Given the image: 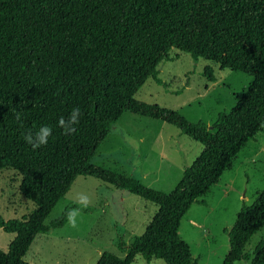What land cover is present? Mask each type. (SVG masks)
Wrapping results in <instances>:
<instances>
[{"label":"trees","instance_id":"obj_1","mask_svg":"<svg viewBox=\"0 0 264 264\" xmlns=\"http://www.w3.org/2000/svg\"><path fill=\"white\" fill-rule=\"evenodd\" d=\"M173 49L252 78L210 129L134 99L148 78L163 84L158 65L171 60ZM202 75L215 81L209 67ZM76 107L82 113L76 133L64 135L58 119ZM125 111L172 125L201 145L170 193L92 162ZM263 123L264 0H0V170L19 173V191L34 205L20 218L0 215V230L14 234L7 250L0 249V264H30L23 257L34 237L67 223L74 205L48 225L44 220L78 176L125 190L157 209L142 234L127 244L117 240L124 257L104 251L95 264H132L138 256L145 264H198L178 235L180 221L192 203L206 204L200 197ZM44 125L52 135L33 150L23 134ZM262 223L264 190L223 229L229 252L221 264H264V233L246 250Z\"/></svg>","mask_w":264,"mask_h":264},{"label":"rangeland","instance_id":"obj_2","mask_svg":"<svg viewBox=\"0 0 264 264\" xmlns=\"http://www.w3.org/2000/svg\"><path fill=\"white\" fill-rule=\"evenodd\" d=\"M170 61L158 65L157 84L148 78L134 94L137 101L156 104L178 112L189 122L201 121L211 128L219 114L229 113L252 78L241 72L220 68L217 64L171 50ZM212 69L214 82L202 75ZM201 145L179 129L160 120L125 111L94 153L92 162L119 174L137 178L146 187L170 193L201 151ZM21 176L12 168L0 170V215L3 219L29 214L34 205L19 191ZM264 190V123L261 130L241 148L209 192L200 197L205 205L192 203L182 217L178 235L198 264H221L229 252L227 235L242 204H251ZM91 198L83 209L77 227L68 222L61 228L38 233L23 260L30 264H95L104 251L122 258L116 242L128 243L142 234L156 207L125 190L89 177L78 176L44 220L48 225L64 208L80 207L76 197ZM264 233V223L246 246L249 250ZM14 234L0 230V249L7 250ZM152 259L148 264H160ZM132 264H145L138 256ZM233 264H249L236 261Z\"/></svg>","mask_w":264,"mask_h":264},{"label":"clouds","instance_id":"obj_3","mask_svg":"<svg viewBox=\"0 0 264 264\" xmlns=\"http://www.w3.org/2000/svg\"><path fill=\"white\" fill-rule=\"evenodd\" d=\"M81 109L79 107L73 108L68 116L60 117L57 122V126L63 130V134L71 136L76 133V125L79 124L81 117ZM16 120L22 121V112H16ZM52 135V128L48 125L41 126L35 132L31 130L23 134V140L27 145H30L33 150L40 149L46 146L48 143V138ZM76 202L80 205L78 208H71L66 213V219L70 227L76 228L78 218L83 215V209L87 208L91 204V198L85 194L80 193L76 197ZM160 264H166V262L161 259Z\"/></svg>","mask_w":264,"mask_h":264}]
</instances>
